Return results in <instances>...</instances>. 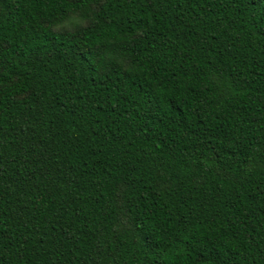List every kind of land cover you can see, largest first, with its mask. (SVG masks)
<instances>
[{
	"label": "trees",
	"instance_id": "obj_1",
	"mask_svg": "<svg viewBox=\"0 0 264 264\" xmlns=\"http://www.w3.org/2000/svg\"><path fill=\"white\" fill-rule=\"evenodd\" d=\"M0 264H264V0H0Z\"/></svg>",
	"mask_w": 264,
	"mask_h": 264
},
{
	"label": "rangeland",
	"instance_id": "obj_2",
	"mask_svg": "<svg viewBox=\"0 0 264 264\" xmlns=\"http://www.w3.org/2000/svg\"><path fill=\"white\" fill-rule=\"evenodd\" d=\"M60 26L61 27H59V30L60 29H64V30L67 29V30L71 31V29H72V25L71 24H68V25H60Z\"/></svg>",
	"mask_w": 264,
	"mask_h": 264
}]
</instances>
